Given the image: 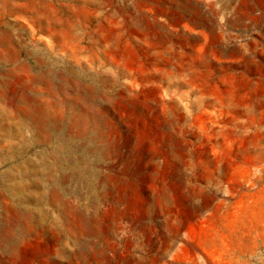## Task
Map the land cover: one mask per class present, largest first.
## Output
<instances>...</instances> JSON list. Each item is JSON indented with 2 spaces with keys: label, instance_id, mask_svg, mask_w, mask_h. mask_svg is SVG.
Returning a JSON list of instances; mask_svg holds the SVG:
<instances>
[{
  "label": "rangeland",
  "instance_id": "obj_1",
  "mask_svg": "<svg viewBox=\"0 0 264 264\" xmlns=\"http://www.w3.org/2000/svg\"><path fill=\"white\" fill-rule=\"evenodd\" d=\"M0 264H264V0H0Z\"/></svg>",
  "mask_w": 264,
  "mask_h": 264
},
{
  "label": "bare ground",
  "instance_id": "obj_2",
  "mask_svg": "<svg viewBox=\"0 0 264 264\" xmlns=\"http://www.w3.org/2000/svg\"><path fill=\"white\" fill-rule=\"evenodd\" d=\"M11 47V46H10ZM8 72L9 73H12L13 72V69H9L8 70ZM10 89V88H9ZM13 89V88H12ZM87 90H89V89H87ZM7 92V91H6ZM10 92V91H9ZM95 93V92H94ZM18 94V93H17ZM79 95V94H78ZM85 99V98H84ZM83 99V100H84ZM87 100V99H86ZM85 100V101H86ZM82 101V100H81ZM84 101V102H85ZM80 102V101H79ZM82 103H83V101H82ZM81 103V104H82ZM10 105V104H9ZM77 105V104H76ZM81 106V105H80ZM89 109V108H88ZM91 110V109H90ZM82 111V110H81ZM89 111V110H88ZM100 111V110H99ZM98 111V112H99ZM95 112H97V111H95ZM72 113H74V112H72ZM71 116V115H70ZM101 116V115H100ZM85 125V124H84ZM83 125V126H84ZM22 128V127H21ZM24 129V128H23ZM89 130H91V129H89ZM89 137V136H88ZM62 138V137H61ZM86 138V137H85ZM115 138V137H114ZM12 139V138H11ZM118 139V138H117ZM84 140V139H83ZM114 141V140H113ZM115 142V141H114ZM96 143V142H95ZM118 143V142H117ZM97 144H99V143H97ZM110 144V143H109ZM82 145V144H81ZM96 145V144H95ZM91 146V145H90ZM88 147V146H87ZM82 149H84V148H82ZM111 149V148H110ZM109 148H108V146L107 145H105V144H100L99 146H97L95 149H93V150H91L90 152L91 153H93V154H95L96 155V157H97V160L98 161H104V160H107V159H109V158H111V156H112V151L110 150ZM83 153V152H82ZM86 154V153H85ZM114 154V153H113ZM137 167V166H136ZM125 169V168H124ZM123 170V169H122ZM127 170V169H126ZM92 176H93V180H95V181H97L98 183H101L102 184V186H101V190L99 191L100 193L102 192H105V188L103 187V183H104V181L103 180H105L104 178H102V177H99V174H98V170H95L94 171V173H92ZM104 176V175H103ZM106 176V175H105ZM51 177V176H50ZM70 177H72V174H70V173H68V174H62V172H59V173H57V175H56V178H55V180H53V181H49L48 183V188H46V184L45 183H42L41 184V190L39 191L40 192V194H46L47 192H51V194L52 193H54V194H57V190H58V188L56 187V183H58L59 181H65L64 179H66V178H70ZM43 178V177H42ZM49 178V177H48ZM107 178V177H106ZM114 180V179H113ZM118 180H120V179H118ZM123 180V179H122ZM108 183V182H107ZM98 185V184H97ZM111 185V184H110ZM125 185V184H124ZM32 186H34V185H32ZM99 186V185H98ZM113 186V185H112ZM119 186V185H118ZM118 186H117V188H118ZM125 186H128L127 184L125 185ZM111 187V186H110ZM130 187V186H129ZM132 187V186H131ZM33 188V187H32ZM106 188H107V186H106ZM109 188V187H108ZM116 188V187H115ZM124 189V188H123ZM131 189V188H130ZM130 189H129V191H130ZM98 190V189H97ZM117 190V189H116ZM120 190V189H119ZM118 190V191H119ZM33 191V190H32ZM121 191H123V190H121ZM126 191V190H125ZM110 192H111V190H110ZM107 193H108V191H107ZM121 194V193H120ZM118 200H120V199H118ZM148 200V199H147ZM121 203V202H120ZM128 205V204H127ZM205 205V204H204ZM129 206V205H128ZM125 209V208H124ZM137 209H138V207H137ZM123 214V213H122ZM143 214H144V212H143ZM151 216H153V215H151ZM131 218H134V217H132V216H130ZM128 219V218H127ZM150 219H151V217H150ZM99 221V220H98ZM36 222H34V224H35ZM115 226V225H114ZM105 229V228H104ZM107 227H106V231H107ZM107 235V234H106ZM149 238V237H148ZM147 240V239H146Z\"/></svg>",
  "mask_w": 264,
  "mask_h": 264
},
{
  "label": "crops",
  "instance_id": "obj_3",
  "mask_svg": "<svg viewBox=\"0 0 264 264\" xmlns=\"http://www.w3.org/2000/svg\"><path fill=\"white\" fill-rule=\"evenodd\" d=\"M16 249V248H15Z\"/></svg>",
  "mask_w": 264,
  "mask_h": 264
}]
</instances>
